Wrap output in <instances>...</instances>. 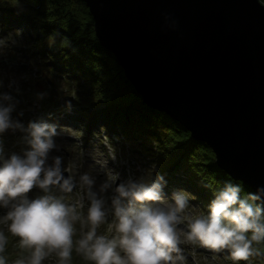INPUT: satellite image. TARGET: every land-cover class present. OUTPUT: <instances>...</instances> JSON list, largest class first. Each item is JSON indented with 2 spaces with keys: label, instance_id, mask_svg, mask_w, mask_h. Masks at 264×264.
I'll use <instances>...</instances> for the list:
<instances>
[{
  "label": "clouds",
  "instance_id": "1",
  "mask_svg": "<svg viewBox=\"0 0 264 264\" xmlns=\"http://www.w3.org/2000/svg\"><path fill=\"white\" fill-rule=\"evenodd\" d=\"M165 20L173 31L177 29L178 21L167 14ZM14 110L13 97L0 96V135L9 129L26 132L29 145L23 155L14 153L5 159L0 141V208L7 210L0 216V224L6 225V231L0 230V264H9L6 232L23 250L12 264H44L53 254L59 264H69L74 251L91 264H179L184 259L182 234L213 251L228 250L234 261L262 255L264 200L256 194L242 195L240 183L227 182L215 191L207 213L190 219L185 231L179 227L181 214L190 206L184 191L173 192L169 201L164 199L162 176L129 178L117 185V174H110L99 192L94 191L95 181L89 174L78 180L64 175L63 157L48 162L57 149L56 126L32 121L25 128L12 118ZM34 187L44 194L29 199L27 194ZM77 189L82 194L70 202ZM110 189L114 194L106 209L104 194ZM257 191L264 194V187ZM85 199L86 216L81 211ZM104 224L112 229L108 234L98 231Z\"/></svg>",
  "mask_w": 264,
  "mask_h": 264
},
{
  "label": "water",
  "instance_id": "2",
  "mask_svg": "<svg viewBox=\"0 0 264 264\" xmlns=\"http://www.w3.org/2000/svg\"><path fill=\"white\" fill-rule=\"evenodd\" d=\"M84 1L101 45L144 102L206 142L219 166L264 200V3Z\"/></svg>",
  "mask_w": 264,
  "mask_h": 264
},
{
  "label": "trees",
  "instance_id": "3",
  "mask_svg": "<svg viewBox=\"0 0 264 264\" xmlns=\"http://www.w3.org/2000/svg\"><path fill=\"white\" fill-rule=\"evenodd\" d=\"M94 27L84 0H0V28L22 35L28 58L39 68L37 77L28 79V101L52 108L71 99L80 106L74 119L87 132L116 134L145 161L143 178L166 174L181 184L199 215L227 182L240 183L242 195H258L219 166L206 142L144 102ZM259 247L262 255L234 264H264V245ZM72 262L91 264L75 251Z\"/></svg>",
  "mask_w": 264,
  "mask_h": 264
},
{
  "label": "rangeland",
  "instance_id": "4",
  "mask_svg": "<svg viewBox=\"0 0 264 264\" xmlns=\"http://www.w3.org/2000/svg\"><path fill=\"white\" fill-rule=\"evenodd\" d=\"M4 36L6 38L5 37H3V38L7 39V36L6 35H4ZM11 38H13V37H11ZM21 39H23V38L19 37L18 40H21ZM0 43H1V50H2L1 54L4 56V58L9 59L10 57H13L12 46L6 45L5 43H3L2 39H0ZM15 54H16V58L19 57V59H21V60L25 61L28 59V56H25V53L22 52L19 48H16ZM20 54H23L24 56L22 57ZM5 73H8V70L5 71ZM12 74H16V70L12 71ZM24 74H26V73L25 72L22 73L20 75V77L23 76ZM6 75L7 74L3 75L5 81L7 80ZM17 78H19V76L16 77V81H17ZM13 101H14V99H13ZM15 117L19 118V116H17V115H15ZM59 128H62V129L66 128L67 134H62L63 137L60 138L57 142V144L61 148H59V150H58V148L54 149L55 151L53 150L49 154V161L48 162L52 163V157H55V156L63 157V163H62L63 168H65L67 170H72L73 172L82 170V174L87 173L94 179V181H95V184L93 187L94 191L99 192L101 185L108 179V176L110 174H117L119 176V179L116 182V184L118 185L120 182H125L129 178L134 179V180L139 179L142 177V174L145 173L144 169L142 171H140L138 168H136L137 166L133 165V162L138 163V160L135 159V154L132 153V150L130 147H127V148L124 147V145H126L125 142H120V143H117V142L111 143L110 141L107 142V140H105L103 138V135L105 133L101 134L100 137L102 138V140L106 141V147L105 148H106L107 156H105L103 153L100 152V150L98 148H96L97 145L94 143V141L89 142L90 136H88V135L90 133L88 134V132L86 130L82 129V130L78 131V129H76L74 126H64V125L59 126ZM63 132H66V131H63ZM82 137H86L88 139L89 143L86 140L87 146H85L86 142L83 144L81 143V139H83ZM108 139L113 140L110 136H108ZM12 140H13V137H12L11 141ZM102 144H105V143L102 142ZM13 145H14V141H12L10 143V146H13ZM63 146H66L68 148L71 147V149H69L70 153H66L65 150H63V148H62ZM8 147H9V145H8ZM5 149L8 150L7 148H5ZM118 152H120V155L122 157H120V155L117 154ZM128 152H129V154H128ZM124 153H126L128 155H132V156L134 155V158L132 156L126 157L124 155ZM21 155H23V153ZM215 156H216V154H215ZM142 157H144V156H142ZM107 158H110V159L107 160ZM111 159H112V162H111ZM147 161H148V159H147ZM107 162H109V163H107ZM73 166L75 168H73ZM124 169L126 170L125 173H124ZM98 173H99V175H98ZM82 174H79L76 179L78 180L79 176ZM175 186L176 185H174L173 187H169V185H165V187H164V199L171 201L173 193H168V192L170 189L171 190L174 189ZM110 193H111V196H110ZM43 194L44 193L39 188L34 187L27 194V196L29 199H34L37 196H40ZM81 194L82 193H79L77 191L74 192L73 194H71L69 196L70 202L78 201L79 195H81ZM113 194L114 193L112 190L111 192H109L105 196L106 201H107L106 209H110V207H111L110 202H111V197ZM87 204H88V201H87V199H85L83 209H87ZM189 204H190V202H189ZM78 210H81V209H78ZM196 210L197 209L190 204L189 208L187 210H185L184 213L181 214L183 217V221L179 227H181V228L185 229V231H187L188 222L190 219L195 218L194 213L196 212ZM6 211H7L6 209L0 208V216H3L4 214H6ZM109 220H111V213H109ZM105 227H106L105 232H107V234L112 231V229L109 227L108 224H105ZM0 230L6 231V225L0 224ZM6 235L8 236V240H9L6 255H7V258L9 260V264H12V261H14L16 258H18L19 256H21L23 254V250H21L18 247V241L16 240L15 237H12L7 232H6ZM197 246H200L201 248L205 249L206 251H211L212 253H215V251L201 246L198 242L187 241L186 238L182 234V243L180 245V247L182 248V254L184 251L187 250L188 252H190V256H188V258H186L184 256V259H183L181 264H228L227 261H229V263L234 264L236 262L232 259L231 260H225L222 253L218 254L219 256H215V257L211 253H208V252H204L202 255H197L195 253L197 251L196 250ZM185 248H187V249H185ZM222 258L224 260H222ZM44 264H59V261H58V258L53 254L47 260L44 261ZM69 264H77V263L72 262V260H71L69 262ZM87 264H89V263H87Z\"/></svg>",
  "mask_w": 264,
  "mask_h": 264
}]
</instances>
